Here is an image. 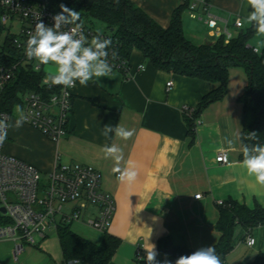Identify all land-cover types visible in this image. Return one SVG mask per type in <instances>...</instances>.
Wrapping results in <instances>:
<instances>
[{"label":"crops","instance_id":"obj_1","mask_svg":"<svg viewBox=\"0 0 264 264\" xmlns=\"http://www.w3.org/2000/svg\"><path fill=\"white\" fill-rule=\"evenodd\" d=\"M131 1L163 28L169 26L174 12L182 5L181 0ZM209 4L219 18L218 30L210 29L204 21L191 19L188 12L183 16L186 36L194 44L214 42L225 28L235 36L240 31L235 25L237 19L244 27L251 26L245 22L251 11L247 0H209ZM14 22L20 23L21 30L18 19L9 28ZM257 44L260 50L264 47V36ZM129 67L128 74L113 68L109 77L90 81L87 86L77 81L69 133L61 141L53 142L23 124L19 129H8L3 151L33 165L43 175L60 163H80L101 173L102 188L111 194L116 206L108 234L121 241L109 264H139V245L145 249L155 245L156 259L171 261L159 253L158 243L163 237H170L176 247L194 251L214 247L221 236L215 228L220 201L233 200L250 208L257 204L264 208V186L240 167V142L234 150H229L225 143L235 133L242 136L245 107L241 97L249 85V74L240 67L229 70L227 94L203 111L196 137L191 139L186 114L204 96L215 92L219 84L160 71L139 50L132 53ZM170 81L173 86L168 90ZM117 124L134 130V135L127 141L114 134L109 138L102 135L105 125ZM113 143L123 149L125 161L132 159L138 165L139 175L131 186L117 180L114 162L104 157L103 146ZM221 152L228 154L230 164L216 162ZM197 195L202 196L196 199ZM96 211V207L90 206L71 229L99 245L105 234L87 224ZM249 235L255 239L253 246L246 243ZM55 236L34 249L25 248L21 255L23 263L20 258L19 262L14 261L12 242L1 243L0 264H31V260L33 264H62L61 247L60 252L48 250L49 260L39 254L44 252L41 246ZM5 244H10L12 250L3 248ZM259 257L264 258V225L250 232L236 227L234 250L227 256V263L250 264Z\"/></svg>","mask_w":264,"mask_h":264},{"label":"trees","instance_id":"obj_2","mask_svg":"<svg viewBox=\"0 0 264 264\" xmlns=\"http://www.w3.org/2000/svg\"><path fill=\"white\" fill-rule=\"evenodd\" d=\"M51 11L57 14L64 4L79 12L78 23L90 29L100 25L106 39L112 41L114 60L129 59L134 50H139L158 70L219 84V88L204 96L199 105L185 116L188 135L196 137L199 118L212 103L222 100L227 94L229 70L243 68L249 74V85L241 101L245 107L243 143L264 144V47L256 53L253 40L256 38L254 26L242 27L229 41L220 35L214 42L194 44L185 33L183 16L188 12L190 0H186L173 14L167 28L161 27L131 0H48ZM6 10L0 4V65L13 69L15 75L6 85L0 100V114H12L22 104V97L29 93L50 95L43 86L44 70L34 71L33 65L23 62L22 54L15 45L18 34L12 33L2 23ZM98 33V32H97ZM4 38L2 39V36ZM256 132V139H247L249 132ZM243 159V155L240 158ZM220 217L216 230L221 234L214 246L221 264L227 263V256L234 250V234L238 226L250 232L264 225V208H253L230 200L219 205ZM58 239L64 262L78 258L82 264H109L121 241L107 233L101 244L97 245L71 229V225L60 227ZM159 253L174 264L181 255L194 250L176 247L170 237H163L158 243ZM139 264H146L141 262ZM250 264H264V258H257Z\"/></svg>","mask_w":264,"mask_h":264},{"label":"built area","instance_id":"obj_3","mask_svg":"<svg viewBox=\"0 0 264 264\" xmlns=\"http://www.w3.org/2000/svg\"><path fill=\"white\" fill-rule=\"evenodd\" d=\"M181 2L184 4L186 0ZM0 4L6 10L2 17L3 24H12L15 19L21 21L22 27L15 45L22 54L23 62L33 65L35 61L27 59L24 49L39 19L48 26L53 25L52 17L55 14L50 9L49 1L12 0L11 3H6L5 0H0ZM188 13L191 19L204 21L210 29L218 30L219 18L211 12L209 0H190ZM235 25L238 29L244 26L240 19L236 20ZM82 29L88 39L98 34L106 39L105 34L97 33L84 25ZM220 35H225L227 41L233 37L226 28ZM256 49L254 51L258 53ZM109 62L114 69L126 74L130 71L129 63L125 61L109 59ZM41 70H44L43 65ZM14 75L13 69L0 65V100L6 85ZM76 84L67 89L63 86L48 87L43 84L51 91L50 95L43 92L25 94L21 106H18L27 116L24 124L53 142L65 138L69 133ZM172 86V81L167 83L168 90ZM14 113L3 112L0 118L10 121ZM5 141L0 145V244H14L15 262H19L27 246L38 247L51 235H57L60 227L80 222L90 206L96 207L97 211L88 219L87 224L103 234L109 231L116 206L111 194L103 190L102 175L98 170L80 163H60L51 173L43 175L33 165L5 154ZM216 162L224 165L231 163L225 152L217 156ZM43 178L46 179L45 184H42ZM201 196L197 195L195 198L200 199ZM223 204L224 202H219V205ZM246 243L253 246L255 239L249 235ZM145 254V246L139 245L136 253L138 263L146 262ZM72 261L62 264H72Z\"/></svg>","mask_w":264,"mask_h":264},{"label":"clouds","instance_id":"obj_4","mask_svg":"<svg viewBox=\"0 0 264 264\" xmlns=\"http://www.w3.org/2000/svg\"><path fill=\"white\" fill-rule=\"evenodd\" d=\"M5 2L11 3L12 0ZM247 4L251 11L245 22L254 26L257 35L264 36V0H247ZM60 9L61 11L52 17L54 21L52 26L38 20L24 49L27 59L35 61L34 71L39 72L42 65L52 66V70L46 72L43 84L48 87L63 86L67 89L74 87L77 81L81 86H87L90 81L95 82L102 77H109L113 69L108 51L112 41L102 38L99 34L89 41L82 25L78 23L79 12L64 4L60 5ZM256 51L259 53L260 49L257 48ZM111 57L113 60L117 58L116 51H112ZM16 111L20 114L14 122L0 118V145L7 139L9 128L19 129L27 120L22 109L17 107ZM110 134L127 141L134 135V130L119 124L105 125L102 135L109 138ZM256 135L254 131L249 132L247 139H256ZM237 142H240L243 155L242 161L239 162L240 167L244 168L249 176L254 177L259 185L264 186V144L243 143L239 133H235L233 138L227 139L225 143L229 150H234ZM102 151L106 159L110 158L114 162L113 172L117 174L119 182L131 186L137 181L138 165L132 159L125 161L121 147L115 143L105 144ZM145 253L146 264H172L167 259L162 262L156 259L158 253L155 245L145 249ZM72 264H80L79 259L74 258ZM175 264H221V261L214 247L208 246L198 248L188 255H181L175 260Z\"/></svg>","mask_w":264,"mask_h":264},{"label":"rangeland","instance_id":"obj_5","mask_svg":"<svg viewBox=\"0 0 264 264\" xmlns=\"http://www.w3.org/2000/svg\"><path fill=\"white\" fill-rule=\"evenodd\" d=\"M10 25L11 24H8L7 25V27H10ZM11 29V32L12 33H15V34H17V33H19L20 32V23L19 22H14L13 23V26L10 28ZM96 32H98V33H100L101 32V27H100V25H98V26H96L95 27V29H94ZM4 38V35L2 36V39ZM259 41V42H258ZM256 43H258L259 45L261 44V36H257L255 39H254V41H253V45H255ZM257 44V45H258ZM255 47H256V45H255ZM43 68H44V71L45 72H47V71H49V70H52V66H43ZM14 114H13V116L14 117H18V115L20 114V113H18L17 111H16V108L14 109ZM46 183V179L45 178H43V181H42V184H45ZM74 225V224H73ZM74 229H76V225L73 227ZM3 248H6L7 250H12V246L10 245V244H5V245H3ZM35 247H30V246H27L26 247V250L27 251H29V250H31V249H34ZM38 250V249H37ZM41 250H42V252L43 253H39L40 254V257L42 256V258H44V259H47V260H49L48 259V257H47V252H48V250L50 251V252H52V253H54L55 251L56 252H60V245H59V241H58V238H57V236H55V237H53V238H51L49 241H46V243H44L42 246H41ZM39 251V250H38ZM20 260H21V262H22V258H21V256H20ZM23 263V262H22ZM31 264H33L34 262H32V260H31V262H30Z\"/></svg>","mask_w":264,"mask_h":264},{"label":"water","instance_id":"obj_6","mask_svg":"<svg viewBox=\"0 0 264 264\" xmlns=\"http://www.w3.org/2000/svg\"><path fill=\"white\" fill-rule=\"evenodd\" d=\"M2 212H3V213H5V210H4V209H2Z\"/></svg>","mask_w":264,"mask_h":264}]
</instances>
